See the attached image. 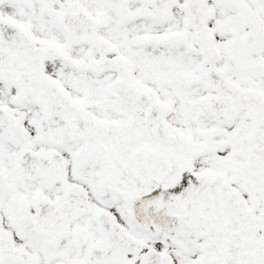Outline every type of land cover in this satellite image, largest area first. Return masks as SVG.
Instances as JSON below:
<instances>
[{"label":"snow or ice","instance_id":"1","mask_svg":"<svg viewBox=\"0 0 264 264\" xmlns=\"http://www.w3.org/2000/svg\"><path fill=\"white\" fill-rule=\"evenodd\" d=\"M0 264H264V0H0Z\"/></svg>","mask_w":264,"mask_h":264}]
</instances>
